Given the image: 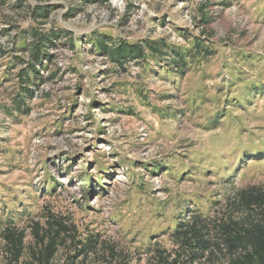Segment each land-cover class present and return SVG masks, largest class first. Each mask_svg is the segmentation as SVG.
I'll return each instance as SVG.
<instances>
[{"label":"rangeland","instance_id":"1","mask_svg":"<svg viewBox=\"0 0 264 264\" xmlns=\"http://www.w3.org/2000/svg\"><path fill=\"white\" fill-rule=\"evenodd\" d=\"M80 2L0 0V102L29 32L57 31L28 111L0 106V220L14 215L26 240L30 220L52 215L96 237L100 252L77 264H154L183 215L215 216L240 190H264V0H209L214 36L203 46L216 50L181 77L150 57L119 72L91 36L169 35L192 48L200 0ZM2 250L0 240L6 264ZM72 252L61 248L54 264Z\"/></svg>","mask_w":264,"mask_h":264},{"label":"trees","instance_id":"2","mask_svg":"<svg viewBox=\"0 0 264 264\" xmlns=\"http://www.w3.org/2000/svg\"><path fill=\"white\" fill-rule=\"evenodd\" d=\"M80 1L102 3L108 0ZM208 7L209 0H200L195 21L201 30L194 36L192 48H182V43L170 39L169 35L140 41H109L95 34L91 36V43L119 72L128 69L129 61L142 66L150 57L156 64L164 65L168 72L181 77L196 64L195 59L208 58L216 50L203 46L214 36L213 30L207 28L213 18ZM47 13L48 8L43 5L32 9L37 18H43ZM182 31L190 32L187 28ZM29 33L33 42L25 45V64L16 73L15 88L7 99L8 104L0 102L1 108L11 117L13 113L25 114L30 108L37 84L43 78L41 67L51 60L49 48L55 43L57 31L32 30ZM20 38L25 40L27 36ZM216 215L202 216L193 211L183 215L170 234L174 248L170 251L155 249L154 264H264V190L257 187L240 190ZM29 235L30 239L26 240V228L16 222L14 215L0 220V240L6 264H54L61 248L73 250L66 256L65 264H77L79 256L88 258L90 253L96 255L101 250L97 247L96 237L80 239L75 229L53 215L46 218L44 224L30 220ZM103 250L108 252L111 260L123 259L115 247L104 246Z\"/></svg>","mask_w":264,"mask_h":264},{"label":"built area","instance_id":"3","mask_svg":"<svg viewBox=\"0 0 264 264\" xmlns=\"http://www.w3.org/2000/svg\"><path fill=\"white\" fill-rule=\"evenodd\" d=\"M177 40H178V39H177ZM178 41H179V40H178ZM131 68H134V67H133V65H132V67H131Z\"/></svg>","mask_w":264,"mask_h":264}]
</instances>
